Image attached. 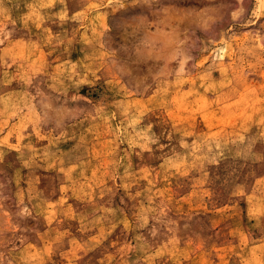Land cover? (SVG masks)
I'll list each match as a JSON object with an SVG mask.
<instances>
[{"label": "rangeland", "instance_id": "1", "mask_svg": "<svg viewBox=\"0 0 264 264\" xmlns=\"http://www.w3.org/2000/svg\"><path fill=\"white\" fill-rule=\"evenodd\" d=\"M0 264H264V0H0Z\"/></svg>", "mask_w": 264, "mask_h": 264}]
</instances>
